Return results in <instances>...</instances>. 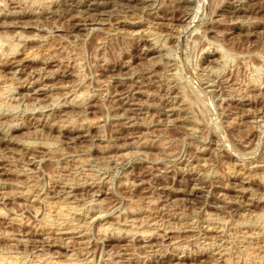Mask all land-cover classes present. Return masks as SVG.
Instances as JSON below:
<instances>
[{"label": "rangeland", "instance_id": "obj_1", "mask_svg": "<svg viewBox=\"0 0 264 264\" xmlns=\"http://www.w3.org/2000/svg\"><path fill=\"white\" fill-rule=\"evenodd\" d=\"M0 264H264V0H0Z\"/></svg>", "mask_w": 264, "mask_h": 264}]
</instances>
